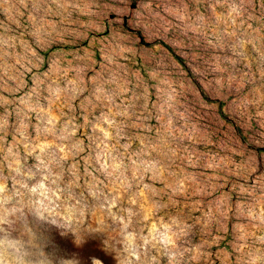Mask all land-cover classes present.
Masks as SVG:
<instances>
[{"label":"clouds","instance_id":"9594fccd","mask_svg":"<svg viewBox=\"0 0 264 264\" xmlns=\"http://www.w3.org/2000/svg\"><path fill=\"white\" fill-rule=\"evenodd\" d=\"M0 264H264V0H0Z\"/></svg>","mask_w":264,"mask_h":264}]
</instances>
